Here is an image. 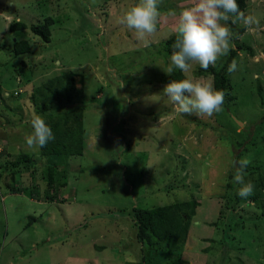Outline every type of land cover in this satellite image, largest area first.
<instances>
[{
    "label": "rangeland",
    "instance_id": "374dc122",
    "mask_svg": "<svg viewBox=\"0 0 264 264\" xmlns=\"http://www.w3.org/2000/svg\"><path fill=\"white\" fill-rule=\"evenodd\" d=\"M136 3L0 0V264H171L157 238L153 244L138 238L135 208L192 198L200 205L177 254L185 264H264V235L250 221L231 233V249L225 240L230 215L264 218V175L263 185L253 175L254 194L233 203V212L237 190L228 186L236 155L264 164V0H248L244 11L259 23L237 21L235 31L246 28L237 38L231 30L232 44L245 43L254 55L240 51L238 70L230 74L236 98L212 116L179 115L163 94L170 62L163 46L194 0H160L157 30L143 37L120 22ZM47 16L55 19L50 43L29 28L9 31L13 20L30 26ZM21 39L33 53L15 58ZM199 68L193 64L194 77L213 84ZM70 72L80 89L74 99L86 107L84 152L45 157L25 142L32 114L47 119L38 111L37 88ZM49 163L66 166V187L48 186Z\"/></svg>",
    "mask_w": 264,
    "mask_h": 264
},
{
    "label": "trees",
    "instance_id": "16d2710c",
    "mask_svg": "<svg viewBox=\"0 0 264 264\" xmlns=\"http://www.w3.org/2000/svg\"><path fill=\"white\" fill-rule=\"evenodd\" d=\"M239 5L242 12L246 11L248 7V0H239ZM54 23L55 19L51 16H47L43 22L34 23L30 26L24 21L13 20L10 22L8 28L9 31L13 33L22 32L29 28L34 35L40 37L45 43H50L52 40L51 26ZM228 25L233 32H237L236 38L246 32V28L244 27L235 31L236 25L235 23H232L231 20L228 21ZM176 39L177 37L174 33L166 40L163 46V51L167 57H170L174 51ZM13 49L15 58L33 53L32 45L26 39L17 41L14 44ZM240 51H246L248 54L254 55L253 48L251 46L246 45L245 43H236L221 66H210L207 71L202 68H199L198 70L200 74H210L213 77L214 87L225 93L223 103L224 107L236 98V96L231 93V78L227 69L233 60L236 61ZM183 78V74L177 69L172 75L168 76L167 81L169 83L173 79ZM258 87L260 92L262 90L260 83ZM79 92L80 89L76 86V80L72 72L54 76L37 88V93L40 95L43 102L42 105L39 106L38 111L43 114H47L46 121L51 126L55 137V139L50 141L46 147L42 148V156H78L83 154L84 141L81 128L83 125V111L86 107L85 104H81L82 101L78 104L77 100L74 99ZM2 98L3 93L2 86L0 84V102ZM54 102L60 103L62 105V109H58L57 111L53 110L51 105H53ZM70 109H79L80 112L73 116L64 114V110ZM260 121L261 123H264V114L261 116ZM71 122L74 126L71 125ZM27 156L30 157L31 155ZM240 158V154L235 156L234 159L236 161V168L230 174L231 184H228V186L233 193L239 187V185L232 183V179L237 170ZM27 160V163L33 162L32 158H27ZM21 162L22 160H19V162L16 161V165ZM46 168L47 171L45 172H47V183L49 187L54 186L57 182L61 185V187L67 186L66 166H58V164L49 163L46 164ZM253 175H257L260 180V184L263 185L264 164H261L260 166L248 164V167L245 170V179H248L249 177V180L252 181L254 179ZM52 197L53 196H49L48 198L53 200ZM231 197L233 202L229 204V207L231 208L230 211L233 212L232 209L235 208L233 203H238L240 201V197L236 193H234ZM199 205L200 202L192 198L188 201L158 205L153 208H135V216L139 226L138 238L143 242H148L149 244H153L155 242L154 237L157 238L158 241L162 243L163 248L167 250L169 257L172 258L171 264L187 263V261L178 257L177 254L180 253V250L187 242L191 218L192 216H195ZM229 218L230 219L227 224V236L225 240L227 243L231 242L230 249L232 248V241L234 240V236L231 233L237 229L239 222H246L249 224L252 223L254 227L260 228V232L264 235V218L240 220L239 218H235L233 214L230 215Z\"/></svg>",
    "mask_w": 264,
    "mask_h": 264
},
{
    "label": "clouds",
    "instance_id": "9594fccd",
    "mask_svg": "<svg viewBox=\"0 0 264 264\" xmlns=\"http://www.w3.org/2000/svg\"><path fill=\"white\" fill-rule=\"evenodd\" d=\"M8 3L16 4V0H8ZM159 3L160 0H138L126 10L120 22L128 30H134L138 37L151 34L157 30ZM229 20L232 23L241 21L245 26L259 23L256 18L245 16L239 0H194L192 6L180 11L174 29L177 39L166 72L172 75L178 69L184 78L171 80L163 89L177 114L212 116L221 111L225 93L211 82L195 78L192 67L198 64L207 71L210 66H216L220 57L230 53L234 45ZM237 70L238 63L233 60L227 72L231 74ZM30 126L31 134L25 140L29 148L42 149L55 139L51 126L40 114H32ZM248 164L246 158L240 159L232 179V183L239 185L236 194L244 200L255 190V185L245 179Z\"/></svg>",
    "mask_w": 264,
    "mask_h": 264
},
{
    "label": "built area",
    "instance_id": "2783aa9c",
    "mask_svg": "<svg viewBox=\"0 0 264 264\" xmlns=\"http://www.w3.org/2000/svg\"><path fill=\"white\" fill-rule=\"evenodd\" d=\"M19 92H16L15 94H18Z\"/></svg>",
    "mask_w": 264,
    "mask_h": 264
}]
</instances>
